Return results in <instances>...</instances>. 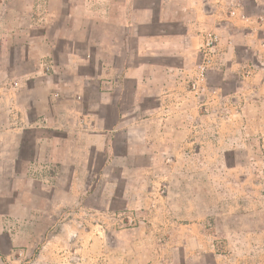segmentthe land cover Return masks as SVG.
Listing matches in <instances>:
<instances>
[{
  "label": "crops",
  "instance_id": "obj_1",
  "mask_svg": "<svg viewBox=\"0 0 264 264\" xmlns=\"http://www.w3.org/2000/svg\"><path fill=\"white\" fill-rule=\"evenodd\" d=\"M244 1L0 0V190L23 194L1 193L0 216H23L35 180L43 200L56 187L143 180L194 143L199 120L219 122L224 144L236 129L263 138L264 0H252L253 21L239 17ZM211 32L220 42L200 101L188 81ZM214 92L223 104L209 105ZM171 249L181 261L165 246L153 264H264V245L217 255L194 238Z\"/></svg>",
  "mask_w": 264,
  "mask_h": 264
},
{
  "label": "rangeland",
  "instance_id": "obj_2",
  "mask_svg": "<svg viewBox=\"0 0 264 264\" xmlns=\"http://www.w3.org/2000/svg\"><path fill=\"white\" fill-rule=\"evenodd\" d=\"M244 5L242 20L258 17L254 1ZM196 76L188 84L201 101L207 78L193 90ZM211 98L209 105L224 102L216 92ZM195 123L194 143L181 145L161 171L143 174V180L65 191L56 187L47 200L40 198L35 180L36 188L27 193L30 203L17 206L23 216H0V264H153L165 246L169 258L181 261L182 253L171 248L194 238L209 241L217 255L263 247L264 137L246 138L236 129L224 144L227 131L219 122ZM213 133L218 138L208 141ZM219 148L220 156L214 150ZM38 175L44 174L34 169L27 176ZM5 194L23 196L22 190ZM28 211L41 216H24Z\"/></svg>",
  "mask_w": 264,
  "mask_h": 264
},
{
  "label": "built area",
  "instance_id": "obj_3",
  "mask_svg": "<svg viewBox=\"0 0 264 264\" xmlns=\"http://www.w3.org/2000/svg\"><path fill=\"white\" fill-rule=\"evenodd\" d=\"M236 11L231 12V16H236ZM245 19L244 15H241ZM220 42V35L218 33H212L207 38L202 47V61L198 65V72L195 81L192 84V89L197 90L201 82H204L207 78V74L213 64V55Z\"/></svg>",
  "mask_w": 264,
  "mask_h": 264
}]
</instances>
